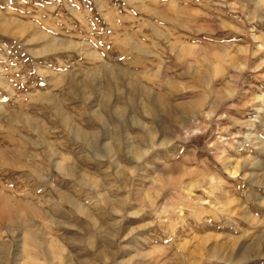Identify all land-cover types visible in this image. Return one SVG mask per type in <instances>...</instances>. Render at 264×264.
I'll return each mask as SVG.
<instances>
[{"label":"rangeland","instance_id":"rangeland-1","mask_svg":"<svg viewBox=\"0 0 264 264\" xmlns=\"http://www.w3.org/2000/svg\"><path fill=\"white\" fill-rule=\"evenodd\" d=\"M0 264H264V0H0Z\"/></svg>","mask_w":264,"mask_h":264}]
</instances>
